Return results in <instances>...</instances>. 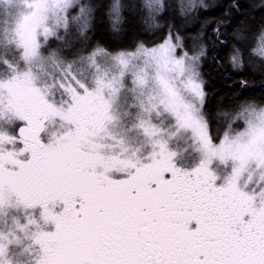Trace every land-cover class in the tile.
<instances>
[{"label": "snow or ice", "instance_id": "obj_1", "mask_svg": "<svg viewBox=\"0 0 264 264\" xmlns=\"http://www.w3.org/2000/svg\"><path fill=\"white\" fill-rule=\"evenodd\" d=\"M142 6L164 18V0ZM94 7L0 0V264H264V105L217 113L221 138L204 71L217 44L242 69V47L221 37L244 31L264 63V23L205 21L191 46L168 24L131 50L52 47Z\"/></svg>", "mask_w": 264, "mask_h": 264}, {"label": "trees", "instance_id": "obj_2", "mask_svg": "<svg viewBox=\"0 0 264 264\" xmlns=\"http://www.w3.org/2000/svg\"><path fill=\"white\" fill-rule=\"evenodd\" d=\"M87 2L95 5L90 26L85 33L89 45L86 48L89 49L99 45L109 51L131 50L133 45L141 41L155 40L160 43L161 37L166 34L165 28L168 24L174 25V30L178 31L180 36L185 38L186 44L189 45L191 40L188 38L195 36L205 21L217 19L227 21L230 19L229 33L235 30L238 22L247 20L253 29L264 23V9L259 7L261 3H264V0H239L242 12L248 15H241L233 9L231 17H225L224 12L237 0H203V3L209 7L185 11L183 16L180 14L179 6L187 4L188 0H164V18L157 17L155 23L149 19L148 12L142 6L144 0H120L123 8L121 9L122 19L118 23L114 22L110 15V5L114 0H87ZM199 2L200 0H195V3L199 4ZM252 5L257 6L255 10ZM156 24L160 27H156ZM214 27L215 24L212 23L206 29L208 38L213 41L214 37L211 33ZM243 37L244 39L240 42L231 36L221 37V39L230 40L242 47V51L245 53V64L242 69L237 70L229 66L226 59L229 48L221 49L219 44L216 45L217 49H220L219 64L212 63L210 56L209 62L204 67L209 81L208 89L211 93L207 107L216 119L221 134L226 130L225 121L222 117L217 116V113H231L236 110L238 105L249 102L258 105L264 104V63L258 57H249L248 55L249 50L256 44V40L250 32L244 31ZM240 81H244L246 86L242 87Z\"/></svg>", "mask_w": 264, "mask_h": 264}, {"label": "rangeland", "instance_id": "obj_3", "mask_svg": "<svg viewBox=\"0 0 264 264\" xmlns=\"http://www.w3.org/2000/svg\"><path fill=\"white\" fill-rule=\"evenodd\" d=\"M189 2V0H188ZM195 2V0H194ZM86 31L83 32V34L78 31L77 26L74 24H70L69 29L67 32H64L62 35V39L56 40L55 38H51L49 43L52 45L53 48L60 47L64 44H67V51H72V50H80L81 47H88V40H86L85 36H87ZM162 42V41H161ZM190 46L192 45V41L189 44ZM258 105V104H257ZM264 105V104H263ZM240 122H236L232 124L233 128H237L239 126ZM222 138V134H221Z\"/></svg>", "mask_w": 264, "mask_h": 264}]
</instances>
